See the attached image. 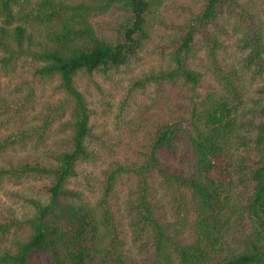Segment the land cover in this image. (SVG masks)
<instances>
[{
  "label": "trees",
  "instance_id": "trees-1",
  "mask_svg": "<svg viewBox=\"0 0 264 264\" xmlns=\"http://www.w3.org/2000/svg\"><path fill=\"white\" fill-rule=\"evenodd\" d=\"M246 2L205 0L179 26L158 66L135 82L140 87L178 83L197 93L205 72L194 66L196 39L206 33L207 72L220 89L193 105L184 118L188 123L158 127L140 160L110 164L101 179L102 195L94 199L95 192L89 196L75 181L77 165L96 159L93 109L78 80L130 65L155 24L163 21L164 0H0V77L14 74L15 79L23 66L30 73L14 86L13 98L0 100V114L5 112L6 123L16 126L0 140V151L28 146L40 151L0 165V178H47L45 193L28 200L30 212L0 221L1 238L8 239L12 228L16 233L12 246L0 251V264H35L38 252L53 264H131L122 250L123 230L113 208L117 202L110 200L117 198L125 176L137 180L136 198L129 203L134 240L143 232L152 234L155 256L161 258L157 264H264V22L258 28L249 23L254 17ZM224 4L239 17L234 29L243 32L238 48L244 54L221 63L218 34L225 28L209 34L207 27ZM110 12L120 13L111 36L97 19ZM55 80L63 96L29 119L34 85ZM255 82L257 92L251 96ZM55 122L62 135L47 146ZM180 133L187 134L192 150L189 169L174 165L167 154L177 151ZM157 177L176 192L177 209H184L176 237L155 216L150 189ZM187 228L189 236L184 235Z\"/></svg>",
  "mask_w": 264,
  "mask_h": 264
},
{
  "label": "rangeland",
  "instance_id": "rangeland-1",
  "mask_svg": "<svg viewBox=\"0 0 264 264\" xmlns=\"http://www.w3.org/2000/svg\"><path fill=\"white\" fill-rule=\"evenodd\" d=\"M204 2L205 0H164L161 7L163 21H158L155 24L143 50L130 65L105 76L95 75L90 79L78 80L79 88L85 93L89 105L93 109L91 147L96 153V159L77 165L78 177L75 178V181L76 186L84 189L89 196L95 192L94 199L102 195L101 179L104 170L109 168L110 164L114 161L125 163L140 160L158 127L176 122L188 123L184 118L190 116L193 105L199 99H204L207 93L220 89L214 74L207 72L208 62L203 46L206 33H199L196 39L198 58L194 66L205 72L203 82L195 90L197 93L190 90L188 86L178 83L160 87L153 82L148 83L146 87L135 85L142 75L158 66L167 54L170 41L180 31L179 26L198 13ZM227 5H223L217 21L207 27L209 34L215 33L218 28H225L224 32L220 33L219 31L218 34L223 42L219 51L221 63L244 54V51H240L238 48V40L243 32L234 29V24L238 23L239 17L235 15L236 13L230 14ZM244 6L254 17L249 23L253 24L255 28L260 27V20L264 22V0H247ZM118 16L120 13L110 12L97 18L102 30L109 36L113 34L112 27ZM28 68V66L20 67L15 79L14 74L0 77V100L14 97V86L22 84L23 76H30ZM56 85L57 80L47 81L44 84L36 82L34 85L35 107L29 112V119L42 112L46 102L63 96V92L57 89ZM257 86V82H255L249 87L251 96L257 92ZM25 88L26 86L23 87V89ZM197 94H200V98L197 97ZM5 114V112L0 114V140L16 128L14 124L6 123ZM34 117L32 118L35 119ZM57 126L58 122L52 125L51 138L47 140V146L54 145L53 138L57 139L59 134L62 135L58 132ZM187 139L186 133H180L177 151L175 150L173 155L167 153L172 156L170 159L174 165L185 169L192 166V150ZM25 149L17 151L11 147L3 149L0 151V165L8 166L14 163V157L40 153V151H34L30 146ZM87 181L90 182V187H84ZM136 181L135 176H125L118 183L117 198L110 197L111 203L117 202L113 208L117 212L118 228L123 230L121 235L124 241L122 250L127 259L132 261L131 264H157V260L161 258L155 256L152 234L147 236L146 232H143L141 238L134 240L130 227L134 212L130 211L129 203L136 198L134 190ZM46 184L47 178L41 177H29L22 181H15L7 177L0 178V221H10L14 216L21 217L30 212L32 207L28 200L42 196L45 193ZM150 191L152 200L157 204L155 216L163 223L168 234L176 237V228L180 226L179 222L185 215L184 209H177L176 192L172 187L162 184L159 177L151 183ZM182 208L189 209L188 206H182ZM184 233L185 236H189L191 229H185ZM26 234L22 233L23 236ZM15 235L14 228H12L8 239L0 236V251L4 247L12 246ZM142 246L143 248H141ZM35 257L37 259L35 264H53L48 255L38 252Z\"/></svg>",
  "mask_w": 264,
  "mask_h": 264
}]
</instances>
